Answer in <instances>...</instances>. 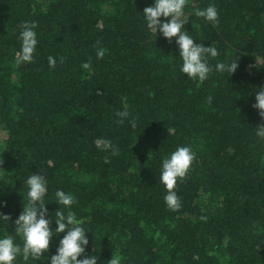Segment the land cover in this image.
Returning <instances> with one entry per match:
<instances>
[{"label": "trees", "instance_id": "obj_1", "mask_svg": "<svg viewBox=\"0 0 264 264\" xmlns=\"http://www.w3.org/2000/svg\"><path fill=\"white\" fill-rule=\"evenodd\" d=\"M154 2L0 0V212L12 218L0 221V238L22 246L14 221L38 174L50 229L63 190L97 264L112 255L121 264H264V140L252 107L264 87V0H188L185 30L218 50L213 69L239 58L234 74L213 70L203 83L181 72L175 38L147 28L143 12ZM209 5L218 25L195 15ZM24 22L38 25V43L33 62L18 65ZM98 138L118 154L97 148ZM182 146L195 159L176 185L181 208L170 211L159 178L163 159ZM63 235L54 233L39 260L14 264H50Z\"/></svg>", "mask_w": 264, "mask_h": 264}, {"label": "clouds", "instance_id": "obj_2", "mask_svg": "<svg viewBox=\"0 0 264 264\" xmlns=\"http://www.w3.org/2000/svg\"><path fill=\"white\" fill-rule=\"evenodd\" d=\"M188 0H155L154 5L146 7L143 12L147 28L154 34L162 35L169 43L175 38V43L179 48V56L182 59L181 72L186 74L190 80H198L203 83L208 79L213 70L217 72H227L234 74L238 67L239 58L231 63H217L213 67L209 64L208 58H216L219 53L213 46H205L196 43L194 39L185 30L184 8ZM195 15L204 18L214 26L218 25V11L214 5L207 8L195 10ZM164 18L163 21L161 18ZM38 25L34 22H24L19 25L21 49L16 53V63H32L37 46V35L34 29ZM99 44V41L97 42ZM105 55V49L97 50V59H102ZM64 58H60L63 63ZM48 63L50 68L56 66V60L49 56ZM256 67V63L253 65ZM82 68L87 70L91 68V61L82 64ZM98 95L101 93H97ZM210 103L212 98L208 97ZM255 103L252 107L258 110V115L262 121L255 128V135L264 140V87L255 90ZM119 117V123H123L129 117L127 110L116 113ZM131 126H136L135 120L129 121ZM97 148L103 151L111 150L113 155L118 154V149L110 142L102 138L94 141ZM195 159V154L190 147H178L171 153L170 157L163 159L160 182L165 186L167 194L164 197L165 204L170 211H178L181 208V200L176 192L178 180L183 181L189 172ZM105 158V163H108ZM28 186V202L23 207V211L14 221L17 235L22 237V246L15 243L12 235L0 238V264H14L17 256L23 257L27 261L30 257L39 260L44 253L49 251L50 241L54 233H63V238L59 241V247L56 254L50 257V264H97L98 257L87 256L85 254L86 246L89 240L86 237L88 233L81 225L82 220H78L73 211L72 205L76 203L71 194H66L63 190L55 192L56 203L68 209L67 212L59 207L55 212L54 218L57 227L55 232L50 229V219L45 217L48 210L45 207V196L48 192L47 181L44 175L32 174L26 181ZM6 206V204L0 205ZM12 218L0 212V221L8 222ZM201 219H204L203 217ZM84 257L79 259V257ZM107 264H121L119 255H112Z\"/></svg>", "mask_w": 264, "mask_h": 264}, {"label": "rangeland", "instance_id": "obj_3", "mask_svg": "<svg viewBox=\"0 0 264 264\" xmlns=\"http://www.w3.org/2000/svg\"><path fill=\"white\" fill-rule=\"evenodd\" d=\"M3 135H0V137H2Z\"/></svg>", "mask_w": 264, "mask_h": 264}]
</instances>
